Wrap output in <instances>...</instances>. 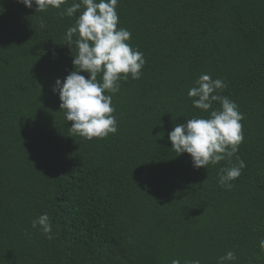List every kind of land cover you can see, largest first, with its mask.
Returning <instances> with one entry per match:
<instances>
[{
    "label": "trees",
    "instance_id": "16d2710c",
    "mask_svg": "<svg viewBox=\"0 0 264 264\" xmlns=\"http://www.w3.org/2000/svg\"><path fill=\"white\" fill-rule=\"evenodd\" d=\"M73 2L0 0V264H217L228 251L227 264H264V0H118V28L146 63L106 93L117 133L91 140L70 132L51 90L75 70L64 36L79 12L59 15ZM205 73L244 117L232 164L246 167L230 190L227 161L195 169L168 140L208 118L187 95ZM44 213L53 239L31 226Z\"/></svg>",
    "mask_w": 264,
    "mask_h": 264
},
{
    "label": "clouds",
    "instance_id": "9594fccd",
    "mask_svg": "<svg viewBox=\"0 0 264 264\" xmlns=\"http://www.w3.org/2000/svg\"><path fill=\"white\" fill-rule=\"evenodd\" d=\"M25 8L35 5V12H44L49 7L59 9L66 0H16ZM118 0H79L60 12L61 17H73L79 12L75 22L68 27L64 36L76 55L72 59L75 70L63 79H56L51 90L58 95L59 108L64 119L71 122L70 132L85 139L105 138L118 131L117 120L113 115L112 95L120 90V81L129 76L137 80L142 75L145 65L143 53L134 49L128 41L131 33L125 28H118L119 16L116 11ZM2 13V10H0ZM41 28L45 27L43 20ZM76 37L74 40L73 37ZM74 45L75 49L71 46ZM87 73L85 77L80 73ZM100 77L98 80L97 77ZM226 84L221 79H212L209 74H201L188 90L192 106L208 113V118L194 117L177 124L168 133L171 149L176 156L187 154L195 169L213 166L227 161L226 167L218 172V182L222 187L231 189V181L237 179L246 167L243 160L232 158L243 142L242 113L237 104L226 96L217 93ZM219 104L213 109V103ZM33 229L39 230L47 239H53L52 223L47 213L32 220ZM259 248L264 251V239L259 241ZM236 260V254L228 251L218 258L217 264H227ZM171 264H180L172 260ZM186 264H200L199 260Z\"/></svg>",
    "mask_w": 264,
    "mask_h": 264
}]
</instances>
